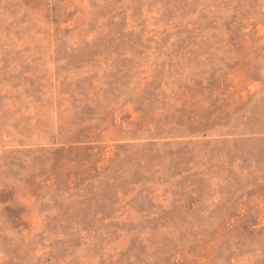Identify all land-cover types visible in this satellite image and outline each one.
I'll return each mask as SVG.
<instances>
[{
	"label": "rangeland",
	"instance_id": "rangeland-1",
	"mask_svg": "<svg viewBox=\"0 0 264 264\" xmlns=\"http://www.w3.org/2000/svg\"><path fill=\"white\" fill-rule=\"evenodd\" d=\"M0 264H264V0H0Z\"/></svg>",
	"mask_w": 264,
	"mask_h": 264
}]
</instances>
